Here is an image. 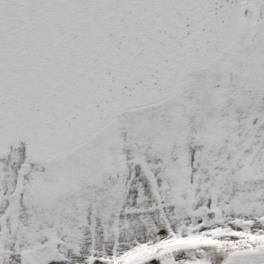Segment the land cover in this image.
<instances>
[{"label":"snow or ice","instance_id":"1","mask_svg":"<svg viewBox=\"0 0 264 264\" xmlns=\"http://www.w3.org/2000/svg\"><path fill=\"white\" fill-rule=\"evenodd\" d=\"M0 264H264V0H0Z\"/></svg>","mask_w":264,"mask_h":264}]
</instances>
